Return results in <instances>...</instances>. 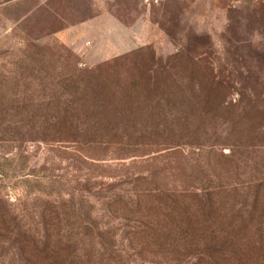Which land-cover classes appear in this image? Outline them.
Segmentation results:
<instances>
[{"label":"rangeland","instance_id":"374dc122","mask_svg":"<svg viewBox=\"0 0 264 264\" xmlns=\"http://www.w3.org/2000/svg\"><path fill=\"white\" fill-rule=\"evenodd\" d=\"M81 89L82 107L109 110L97 121L140 132L89 146L1 135L0 209L47 192L94 198L135 174L188 189L184 163L205 155L175 145L196 140L174 125L197 124L209 94L243 108L258 96L264 111V0H0V110H10L0 124H60L31 115ZM1 220L0 264H39Z\"/></svg>","mask_w":264,"mask_h":264},{"label":"trees","instance_id":"16d2710c","mask_svg":"<svg viewBox=\"0 0 264 264\" xmlns=\"http://www.w3.org/2000/svg\"><path fill=\"white\" fill-rule=\"evenodd\" d=\"M81 90L52 95L62 105L31 115L66 121L0 124V136L27 131L40 139L89 146L120 145L113 139L140 132L134 124L97 121L109 110L82 107L86 96ZM213 97L208 95L197 124L174 125L196 140L175 145H190L205 155L186 159L188 189L165 190L152 175L135 174L107 184L94 198L88 188L87 194H35L0 209L8 233L15 241L23 236L31 248L29 259L39 264H264L261 101L257 96L251 107H228ZM9 111L0 110V117ZM79 118L84 120H75ZM226 148L228 153L222 151ZM27 205L30 209H23Z\"/></svg>","mask_w":264,"mask_h":264}]
</instances>
